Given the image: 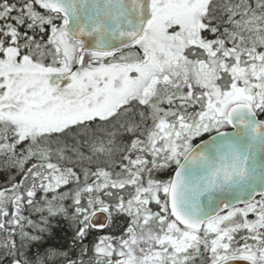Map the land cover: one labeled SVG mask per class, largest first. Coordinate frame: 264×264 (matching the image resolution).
I'll list each match as a JSON object with an SVG mask.
<instances>
[{
  "label": "snow or ice",
  "instance_id": "snow-or-ice-1",
  "mask_svg": "<svg viewBox=\"0 0 264 264\" xmlns=\"http://www.w3.org/2000/svg\"><path fill=\"white\" fill-rule=\"evenodd\" d=\"M0 264H264V0H0Z\"/></svg>",
  "mask_w": 264,
  "mask_h": 264
}]
</instances>
